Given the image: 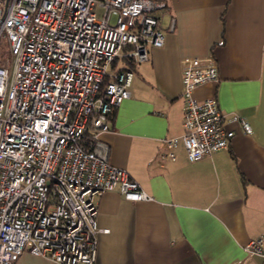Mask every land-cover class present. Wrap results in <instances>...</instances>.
<instances>
[{"label":"built area","instance_id":"1","mask_svg":"<svg viewBox=\"0 0 264 264\" xmlns=\"http://www.w3.org/2000/svg\"><path fill=\"white\" fill-rule=\"evenodd\" d=\"M102 14L98 16L97 10ZM166 0H0V264L25 250L59 264H95V197L117 190L151 201L126 169L110 162L100 134L109 114L130 98L134 72L117 58L141 63L161 47ZM114 19V20H113ZM219 80L213 56L182 60L184 133L161 140L160 164L183 144L190 161L227 149L235 132L214 97L195 89ZM243 131L250 123L233 114ZM264 258V232L244 246Z\"/></svg>","mask_w":264,"mask_h":264},{"label":"crops","instance_id":"2","mask_svg":"<svg viewBox=\"0 0 264 264\" xmlns=\"http://www.w3.org/2000/svg\"><path fill=\"white\" fill-rule=\"evenodd\" d=\"M163 28L175 18L148 60L117 58L130 68L131 96L100 134L112 164L126 169L153 197L125 199L119 191L95 197V264H264L244 246L264 232V0H166ZM213 56L219 80L198 86L214 97L235 135L227 149L190 161L183 144L176 160L160 164L161 140L184 133L182 60ZM119 62H121L119 64ZM233 114L246 119L247 134ZM14 264H59L23 251Z\"/></svg>","mask_w":264,"mask_h":264},{"label":"rangeland","instance_id":"3","mask_svg":"<svg viewBox=\"0 0 264 264\" xmlns=\"http://www.w3.org/2000/svg\"><path fill=\"white\" fill-rule=\"evenodd\" d=\"M97 14H98V16H101V14H102V10H101V9H98V10H97ZM113 20H114V19H113ZM8 57H9L8 53L5 52L4 48H1V46H0V59H1L2 61H5ZM120 63H121V62H119V64H120Z\"/></svg>","mask_w":264,"mask_h":264},{"label":"trees","instance_id":"4","mask_svg":"<svg viewBox=\"0 0 264 264\" xmlns=\"http://www.w3.org/2000/svg\"><path fill=\"white\" fill-rule=\"evenodd\" d=\"M126 60L129 61V62H133L130 58H126ZM133 63H134V62H133ZM115 110H116V109H114V110L109 114V118H111V116L114 114ZM109 118H108V119H109Z\"/></svg>","mask_w":264,"mask_h":264}]
</instances>
